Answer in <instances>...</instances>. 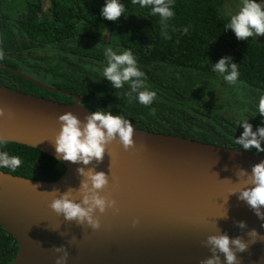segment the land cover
Returning a JSON list of instances; mask_svg holds the SVG:
<instances>
[{"label":"trees","instance_id":"obj_1","mask_svg":"<svg viewBox=\"0 0 264 264\" xmlns=\"http://www.w3.org/2000/svg\"><path fill=\"white\" fill-rule=\"evenodd\" d=\"M224 2L173 0L171 39H165L160 17L131 0H121L126 12L116 21L101 15L105 0H0V50L5 53L0 85L65 103L77 95L86 108L120 114L135 128L244 150L235 143L243 132L239 121L249 120L253 131L264 126L258 114L264 36L237 40L225 27L230 20ZM109 46L118 54L133 52L146 85L156 92L150 105L141 104L136 94L130 97L128 84L114 89L103 77ZM224 57L238 64L236 84L213 71ZM16 70L70 95L45 89ZM0 151L21 159L15 170L0 168L13 175L49 181L64 171L54 157L27 145L8 141ZM16 252V241L0 226V264H9Z\"/></svg>","mask_w":264,"mask_h":264},{"label":"water","instance_id":"obj_2","mask_svg":"<svg viewBox=\"0 0 264 264\" xmlns=\"http://www.w3.org/2000/svg\"><path fill=\"white\" fill-rule=\"evenodd\" d=\"M16 72L45 89L70 95ZM72 97V103H65L0 85V107L9 113L0 118V134L58 160L50 142L59 130L58 116L71 111L83 120L94 112L82 105V98ZM134 129V149L125 151L114 141L111 156L105 154L96 166L109 175V186L101 194L111 193L119 207L97 212L98 230L57 216L49 207L51 197L42 194L79 188L82 177L76 169L92 165L58 160L64 171L49 181L0 170V226L17 244L9 264H55L59 254L52 249L59 246L69 252L67 264H199L211 255L203 242L217 227L230 238L248 240L246 232L253 228L264 235V221L238 195L230 194L237 187V169L250 173L264 160L263 152ZM226 211L228 219L220 218ZM136 219L139 223L133 226ZM238 220L248 229L241 231L234 223ZM237 255L242 264H264V242Z\"/></svg>","mask_w":264,"mask_h":264},{"label":"clouds","instance_id":"obj_3","mask_svg":"<svg viewBox=\"0 0 264 264\" xmlns=\"http://www.w3.org/2000/svg\"><path fill=\"white\" fill-rule=\"evenodd\" d=\"M131 3L139 4L141 8L150 7L151 14L160 17L161 35L165 39H171L168 35V21L175 15L173 0H131ZM125 12L126 7L121 0H105L101 9V15L108 21L118 20ZM225 27L235 34L237 40L247 41L254 35L264 36V3H258L257 0H242L239 11L231 15L230 23ZM187 31L188 28L183 29L184 33ZM104 55L107 63L103 68V77L111 86L120 89L128 84L130 97L136 94L141 104L150 105L156 98V92L149 90L146 85L145 73L140 70L133 52L124 50L118 54V51L109 46L104 49ZM4 56L3 50H0V60H3ZM213 71L221 74L229 84L237 83L238 64L232 62L231 57L221 58L213 65ZM8 114L3 107H0V118H8ZM258 114L264 117V95L259 97ZM57 122L59 130L50 141L55 148L56 158L73 164L92 166L76 169L77 175L82 177L79 188L69 186L63 192L59 188H54L42 194L51 197L49 207L57 216H63L65 221L75 222L78 226L98 230L101 228V221L97 212L102 215L109 209L118 211L119 207L111 193L101 194L109 186V175L103 171H96V166L103 162L105 154L111 156L109 145L114 141L122 145L125 151L134 149L135 129L130 120L122 115H113L111 111L102 109L85 115L83 120L68 111L59 115ZM239 126L243 127V132L238 139L235 138V143L244 150L255 149L257 152H264V147L261 146L264 142V126H258L253 131V125L249 120L243 119L239 121ZM7 142L8 138L0 134V146H6ZM21 164L22 161L18 156L0 151V168L15 170ZM235 175L237 187L230 194L238 195V200L244 202L258 219L264 221V210H262L264 209V160L254 164L250 173L239 167ZM33 186L37 188V185ZM220 218L228 219L227 211ZM138 223V219L133 220V226ZM234 223L241 231L248 229L247 223L243 220ZM261 227H264V224ZM246 235L249 237L248 240L242 236L230 238L227 232H222L217 227L216 234L209 235L203 242L204 246L209 248L211 255L201 260L199 264H242L237 253L246 252L250 245L257 241L264 242V235H260L254 228L247 230ZM52 251L59 254L55 264H67L69 252L65 246L54 247ZM221 255L224 257L223 260Z\"/></svg>","mask_w":264,"mask_h":264},{"label":"rangeland","instance_id":"obj_4","mask_svg":"<svg viewBox=\"0 0 264 264\" xmlns=\"http://www.w3.org/2000/svg\"><path fill=\"white\" fill-rule=\"evenodd\" d=\"M242 5V0H225L223 12L230 20L231 15L237 13Z\"/></svg>","mask_w":264,"mask_h":264},{"label":"flooded vegetation","instance_id":"obj_5","mask_svg":"<svg viewBox=\"0 0 264 264\" xmlns=\"http://www.w3.org/2000/svg\"><path fill=\"white\" fill-rule=\"evenodd\" d=\"M257 2H259V3H264V0H257Z\"/></svg>","mask_w":264,"mask_h":264}]
</instances>
